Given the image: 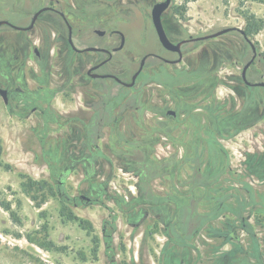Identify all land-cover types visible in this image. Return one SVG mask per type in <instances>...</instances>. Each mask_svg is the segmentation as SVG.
Returning a JSON list of instances; mask_svg holds the SVG:
<instances>
[{"label":"flooded vegetation","instance_id":"flooded-vegetation-1","mask_svg":"<svg viewBox=\"0 0 264 264\" xmlns=\"http://www.w3.org/2000/svg\"><path fill=\"white\" fill-rule=\"evenodd\" d=\"M163 1L0 0V105L27 124L46 181L52 134L79 139L73 164L101 166L102 182L105 166L131 167L119 168L131 185L110 187L113 175L96 205L101 264H264V54L243 29L191 41L216 31L188 33L174 0L161 23L181 44L164 49L151 18ZM135 18L155 49L130 44L122 27ZM119 133L127 162L106 148Z\"/></svg>","mask_w":264,"mask_h":264},{"label":"rangeland","instance_id":"rangeland-1","mask_svg":"<svg viewBox=\"0 0 264 264\" xmlns=\"http://www.w3.org/2000/svg\"><path fill=\"white\" fill-rule=\"evenodd\" d=\"M173 8H182L175 16L192 35L223 27H259L252 39L264 54V0H174ZM122 28L138 51L155 49L154 34L150 30L145 33L140 18ZM225 38L232 40L230 36ZM230 52L226 46L221 48L223 55ZM26 126L23 121L8 118L0 105V264H101L99 224L106 211L96 205L73 208L59 200L57 190L44 182L46 167L32 162L30 152L38 149ZM56 137L63 139L65 134H52L50 142ZM74 139L73 135V144ZM24 148L29 153H23ZM111 167L115 177L110 187L131 185L117 165ZM111 167L104 169L110 171ZM81 180L80 172L71 173L63 194H80L78 189L85 186ZM43 183L45 187L40 188ZM119 229L127 236L131 231L124 222ZM126 249L120 251V259L126 258Z\"/></svg>","mask_w":264,"mask_h":264},{"label":"trees","instance_id":"trees-1","mask_svg":"<svg viewBox=\"0 0 264 264\" xmlns=\"http://www.w3.org/2000/svg\"><path fill=\"white\" fill-rule=\"evenodd\" d=\"M182 12V8L180 9H174V14H180ZM259 30V27H254L253 25L249 24L247 28L244 30L246 32V35L250 36L253 34V32H256ZM73 135V134H71ZM101 137L100 134H90V143L95 144L97 142V138ZM118 137V138H117ZM75 138V136H74ZM75 140V139H74ZM79 140V139H77ZM75 140V142L77 141ZM76 144V143H74ZM74 144L72 141L68 140V138H59L58 146H55L53 149L45 151L47 157L51 158L52 161H54V164L48 165V170L50 172V175L52 176V180H48L49 184H51L50 188H54L57 190L58 193H61L63 195V198L61 199L59 196V200L66 204L67 206L74 207L72 200L67 201L69 196L66 194H63V189L65 187V178L68 174L74 173V172H80V174H84L80 184L85 185L81 186V189H78L79 193L76 197H73L74 203L77 204V207H88L92 205H97L102 199L103 195H105V190L108 187V182L110 179L113 178L112 168L110 171H106V173H109V179L102 182L100 181L99 174L101 173V166L99 165H76L73 164L75 162V159H81V151L78 153V157L73 154V152H70V148L74 147ZM106 148H110L109 150L118 158H124L127 162V159H131V141L128 138V135H125L123 133H119L116 135H110V144L106 145ZM75 153V152H74ZM101 155V154H100ZM69 161L67 164H61L62 161ZM55 161L57 163H55ZM64 163V162H62ZM128 167V165H124ZM117 167L122 168L126 170V167H123V165L119 164ZM47 182V181H44ZM79 184V186H80ZM25 186V185H24ZM44 183L40 185V188H44ZM87 190V191H84ZM84 191V193H83ZM50 193L53 194L52 191ZM81 197L88 198L87 201L80 199ZM70 198V197H69ZM121 204L123 206L127 205L122 199ZM5 210H9L7 207ZM17 220V219H16Z\"/></svg>","mask_w":264,"mask_h":264},{"label":"water","instance_id":"water-1","mask_svg":"<svg viewBox=\"0 0 264 264\" xmlns=\"http://www.w3.org/2000/svg\"><path fill=\"white\" fill-rule=\"evenodd\" d=\"M170 0H164L163 2L156 4L153 6L152 10H151V18H152V24L155 30V33L157 35L158 41L161 44V46L168 50V51H172V52H176L179 51V46L180 44L174 45L172 44L166 34L165 31L163 29L162 23H161V14L167 9V7L169 6ZM232 31H236L240 34H243V30L236 28V27H223L220 30L205 36V37H201V38H191V41H199V40H204V39H208V38H215L217 36L232 32ZM247 41L250 43L251 48L253 51H255L253 44L251 43L250 40L247 39ZM144 60V59H143ZM260 86H264V83L259 84Z\"/></svg>","mask_w":264,"mask_h":264}]
</instances>
